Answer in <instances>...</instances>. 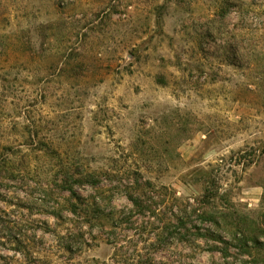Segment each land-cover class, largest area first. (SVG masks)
<instances>
[{"label":"rangeland","instance_id":"rangeland-1","mask_svg":"<svg viewBox=\"0 0 264 264\" xmlns=\"http://www.w3.org/2000/svg\"><path fill=\"white\" fill-rule=\"evenodd\" d=\"M4 146L0 264H264V238L247 257L227 240L225 258L193 233L155 240L160 223L140 218L111 244L101 214L125 198L113 189L97 211L88 187L62 189L77 172L138 170L163 220L209 188L202 212L262 227L264 0H0Z\"/></svg>","mask_w":264,"mask_h":264},{"label":"trees","instance_id":"trees-1","mask_svg":"<svg viewBox=\"0 0 264 264\" xmlns=\"http://www.w3.org/2000/svg\"><path fill=\"white\" fill-rule=\"evenodd\" d=\"M0 150H7V147H1ZM1 156L4 157L3 155ZM6 159L7 156L4 157L3 161H0V179H7L5 178L7 174L13 173L12 169L8 168ZM67 177L68 175L65 176L66 180L62 182V189L73 197L80 199L81 196L78 194V190L88 187L93 192L92 205L98 207L97 211L99 209L107 210V202L110 201L108 194L113 189L125 198L129 206L127 212L112 208L107 216H105V212L101 214L102 219L106 218L110 223V231L107 232V235L110 240H113L111 244L121 239V232L125 225L133 227L138 218L146 220L145 224L152 230H154L156 223H160L161 226L157 228L160 234L157 235L155 240L166 235L170 228L176 231V236L179 238L188 233H193L198 239L202 237L208 238L226 246L224 250H221L225 258L229 255L228 246H230V243L227 240L237 244L235 248L241 254L240 256L247 257L251 245L256 247L259 244V239L264 238V225L259 227L255 223L249 222L246 218L238 217L234 211L226 209L210 213L201 211L200 205L210 206V202H214L218 198L217 190L210 192L209 188H207L204 195L207 204H200L198 208L195 207L194 209L191 203L186 202V204L178 205L179 202L176 200L178 205L176 206L175 204L177 212L173 214L172 218L163 220L159 217V209L164 205L160 189L154 187L150 181L143 180L138 170L131 172L127 180L118 177L114 178L109 171L77 172L76 175L72 174L73 178L71 176L68 177L69 179L72 178L70 185ZM114 183L115 185L111 186ZM192 216L199 220L192 221ZM201 231H204L205 234H201Z\"/></svg>","mask_w":264,"mask_h":264}]
</instances>
